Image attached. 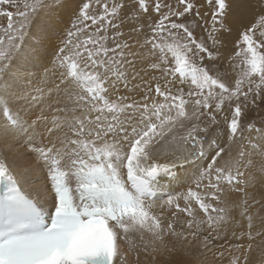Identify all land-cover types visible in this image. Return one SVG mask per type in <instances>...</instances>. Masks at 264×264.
<instances>
[{"label":"snow or ice","instance_id":"snow-or-ice-1","mask_svg":"<svg viewBox=\"0 0 264 264\" xmlns=\"http://www.w3.org/2000/svg\"><path fill=\"white\" fill-rule=\"evenodd\" d=\"M21 2L0 0V264H141L193 240L241 264L264 236V0L227 54L243 0H80L63 29V0Z\"/></svg>","mask_w":264,"mask_h":264},{"label":"bare ground","instance_id":"bare-ground-1","mask_svg":"<svg viewBox=\"0 0 264 264\" xmlns=\"http://www.w3.org/2000/svg\"><path fill=\"white\" fill-rule=\"evenodd\" d=\"M61 11H63V10H61ZM63 12H65V11H63ZM56 14H57V12H56ZM61 14H62V12H61ZM52 21H53V19H52ZM62 21H64V20H62ZM238 24L239 23H237V25ZM61 25L63 26V24H61ZM55 42L56 41H54V43ZM133 95H136V94H133ZM8 163L10 166H12L16 170L20 169L19 164H13V157L11 154L8 156ZM221 163L223 164L224 161H221ZM35 182L36 181L33 179V183H35ZM254 185H255V183L252 186H250L251 188L254 189V194L252 193L253 196L250 194L249 202H251L255 199H260L258 201H261L262 203H264V198H263L264 194L261 195L259 187H257V185L256 186H254ZM28 187H29V185H25V190H27ZM251 188H250V190H251ZM33 195H34V193H33ZM240 199H241V197L238 193H233L230 196V201H232V202L238 201ZM262 203H259L258 205H260V204L264 205ZM45 207H47V206H45ZM249 211L251 214L253 213L252 214V216H253V221H252L253 222V227H252L253 233H255L257 231H264V219H262V217L264 216V210H262L261 207H258L257 209H256V207H255V209L252 207L249 209ZM243 224H244V228H245L247 223L245 221H243ZM227 227H228L229 232H230L232 225L229 224ZM250 243H251L252 254H251V257H249V262H251V264H264V236H262V237L257 236ZM214 249L217 251V252L214 251V253L216 252L217 253L216 257H218V259H215V261H214L216 263H214L213 261L211 263L209 260L207 261L208 251L199 247V242L196 240L191 241L190 244L185 242L184 246L179 251L171 252V253L165 252L162 254L157 253L155 260H153L151 256L146 257L142 253L140 260H141V264H190V263L191 264H229L230 258L233 255H235V253L229 252L225 249L224 255L222 257H220V256H218V252L221 251V249H219V248H214ZM239 255H240V259H241V264H243L245 261H247V259L245 260V257H244L246 255L245 249H241ZM211 256H212V254H211ZM130 259H132V258L130 257ZM245 264H248V261L245 262Z\"/></svg>","mask_w":264,"mask_h":264},{"label":"rangeland","instance_id":"rangeland-1","mask_svg":"<svg viewBox=\"0 0 264 264\" xmlns=\"http://www.w3.org/2000/svg\"><path fill=\"white\" fill-rule=\"evenodd\" d=\"M72 1V2H71ZM63 2L65 3L64 4V8H62V9H57L56 10V12H57V14H56V12L53 14V21H52V24H53V27H57V25H56V23H55V15H59L60 16V18H62L61 20H64L63 21V26L62 25H59L58 27L59 28H61V29H63V28H66L67 26H68V20H69V18L71 17V14H72V11H73V9L75 8L74 6L77 4V3H79L80 2V0H63ZM70 2V3H69ZM201 2H203V0H197V3L199 4V3H201ZM18 3H20V10H23V4H22V2H21V0H18ZM109 3H111V0H109ZM74 5V6H73ZM72 6V7H71ZM10 10H12V11H16V9H10ZM61 10H63V11H65V12H63V11H61ZM71 10V11H70ZM259 10V8H258V5H257V0H243V2H241V3H233L232 4V14L230 15V17H229V21H228V23L232 26V28H233V31H232V34L231 35H225V43H226V48L223 50L224 52H225V54H227L230 50H231V48H232V43L235 41V39H236V37H237V30L242 26V25H246V24H248L251 20H252V17H253V15L255 14V12L256 11H258ZM59 11V12H58ZM201 11H204L203 9L201 10ZM61 12H62V14H61ZM71 14H70V13ZM66 13V14H65ZM61 14V15H60ZM70 16V17H69ZM69 17V18H68ZM67 18V19H66ZM237 18V19H236ZM67 20V21H66ZM6 23H7V19L6 18H4V17H0V25H6ZM237 23H239L238 25H237ZM56 38L54 37V41H56L55 40ZM261 109H262V111H260V113H259V115L260 116H264V105H261ZM252 116H254V117H256V119H257V123H258V126H259V116H257V114L255 113V112H253L252 114H251ZM257 185V187H259V190H260V194L261 195H263L264 194V181H260V180H257V182L255 183V185L254 186H256ZM251 188V187H250ZM250 188H248L247 189V191L253 196V194H254V189L253 188H251V190H250ZM253 193V194H252ZM263 198H264V196H263ZM258 200H260V199H255V201H258ZM260 203H262L261 201H260ZM249 204L251 205L252 204V201L251 202H249ZM262 204H264V203H262ZM254 209H255V207H256V209L258 208V207H261V204L260 205H258V204H256V205H254V206H252ZM251 207V208H252ZM253 212V211H252ZM253 214V213H252ZM262 219H264V216L262 217ZM246 223H247V221H245ZM263 224V223H262ZM246 229L245 230H247V225H246V227H245ZM262 237V236H261ZM245 243L247 244V243H249L248 241H245ZM214 251H216L214 248H213V250L211 251V252H208V256H207V261L209 260L211 263H212V261L214 262L215 261V259H218V257H216V255H217V251L214 253ZM249 251V252H248ZM247 252H246V257H247V261H248V264H251V262H249V257H251V254H252V249H250V250H248ZM165 253V252H164ZM211 254H212V256H211ZM215 256H214V255ZM214 257V258H213ZM245 257V256H244ZM247 261H245V262H247ZM245 262L243 263V264H245ZM214 263H216V262H214ZM191 264V263H190Z\"/></svg>","mask_w":264,"mask_h":264}]
</instances>
